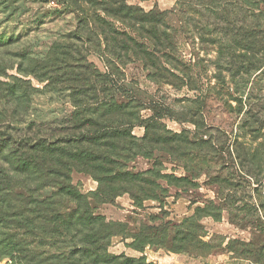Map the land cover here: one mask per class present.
Masks as SVG:
<instances>
[{
    "label": "rangeland",
    "instance_id": "obj_1",
    "mask_svg": "<svg viewBox=\"0 0 264 264\" xmlns=\"http://www.w3.org/2000/svg\"><path fill=\"white\" fill-rule=\"evenodd\" d=\"M94 89L117 105L81 111L107 130L79 201L14 188L11 142L62 135ZM0 141V264L84 263L34 199L112 222L93 264H264V0H0Z\"/></svg>",
    "mask_w": 264,
    "mask_h": 264
},
{
    "label": "trees",
    "instance_id": "obj_2",
    "mask_svg": "<svg viewBox=\"0 0 264 264\" xmlns=\"http://www.w3.org/2000/svg\"><path fill=\"white\" fill-rule=\"evenodd\" d=\"M206 1H209L210 3L216 2V0ZM94 90V96L96 97L92 102L82 104L74 101L75 103H72L75 111H72L71 114V125L60 130V134L62 135H59L58 137H49V135H39L34 133L32 135L27 134L23 141H19L18 143L15 142V145L14 141L11 142V146H14L13 148L15 149L14 152L11 151L10 153L11 159L9 162L11 166L8 167L7 170L18 180L17 184L13 185L14 188L19 187L22 190H26L30 197H33V195L40 196V191L42 189H46L52 182L54 183V180H57L58 183L56 184H58V191L56 194L58 196L67 200V202L77 203L79 201V198L82 197V195H74V193H72L73 186L70 181V170H86V172L90 174H93V171L91 170H95L98 173V170L101 168L99 169L90 162L95 161L104 154H99L98 157H95L93 155L94 150L90 146L95 145L94 137L96 134L107 130V127L100 125L103 120L98 121L96 118L91 119L89 117H82L81 115L84 113H81V111L86 107V109L89 108L90 111L96 113L98 110H105V107L108 105L109 108L111 105H117L114 101L108 103L106 101L96 100L98 99L96 95L97 91L96 89ZM16 101L18 105L21 103L20 98L16 99ZM4 147L6 146L0 141V156L4 153ZM82 164H86L87 169L81 166ZM88 168H91V170L87 171L89 170ZM96 180L101 182V179L97 177ZM113 180L114 183L119 180L128 183L135 182L136 186L141 188L139 189L140 192H150V189H148L149 187L144 185L148 182L145 180L143 181L135 175H116ZM13 194L17 197L16 201L18 202H20L24 195H26L22 192H13ZM49 198L50 196L45 198L46 201H49ZM13 199L15 200V198ZM32 202L38 203V207L36 208L37 215H34L29 211L30 218L39 219L41 223L48 225L55 223L57 219H60L61 223L59 227H63L65 232L72 230V232H74L70 235L72 241L84 250L81 251L84 254H80L81 261L84 262L83 264H93L91 260L93 257H96V255L91 247L94 246L95 241L99 240V238H104V236L106 237V235H108L109 226L112 225V222L111 224L103 222L101 223V227L96 230L95 227H98L96 221L100 219V216H94L88 205L84 208H79V206L76 205L78 210H72L71 213L64 215L56 213L54 205L50 202L44 203L45 205L43 206L39 205L40 202L38 199H34ZM25 212H28V209L20 213L22 218L26 217ZM75 227H79L80 229H76ZM97 233L100 234V237L97 236ZM77 234H82L84 239H79ZM102 250L107 253L105 248ZM120 258H124V256H121Z\"/></svg>",
    "mask_w": 264,
    "mask_h": 264
}]
</instances>
